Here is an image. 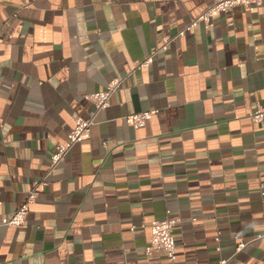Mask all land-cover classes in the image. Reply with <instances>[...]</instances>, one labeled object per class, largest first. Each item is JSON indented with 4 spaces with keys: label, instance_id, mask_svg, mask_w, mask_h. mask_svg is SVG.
<instances>
[{
    "label": "crops",
    "instance_id": "0c3cea01",
    "mask_svg": "<svg viewBox=\"0 0 264 264\" xmlns=\"http://www.w3.org/2000/svg\"><path fill=\"white\" fill-rule=\"evenodd\" d=\"M216 1L0 0V264H168L147 252L165 219L176 264H264V3L187 30Z\"/></svg>",
    "mask_w": 264,
    "mask_h": 264
},
{
    "label": "built area",
    "instance_id": "2783aa9c",
    "mask_svg": "<svg viewBox=\"0 0 264 264\" xmlns=\"http://www.w3.org/2000/svg\"><path fill=\"white\" fill-rule=\"evenodd\" d=\"M264 3V0H217L199 19L192 22L187 30H193L198 24L203 23L209 26L212 18L220 15L223 12L235 7L242 6L247 10H253L257 5ZM182 35V33H181ZM173 39L166 38L161 50H167V46ZM150 62V58L143 63L137 64L136 67L141 68L146 66ZM131 73V72H129ZM122 79L117 78L111 81L105 90L88 96V99L94 105V112L90 115L88 119L77 118L76 126L68 136V141L60 144L55 154L52 158V164L49 170V174L58 167L67 157L73 146L77 143H81L87 139L90 134L91 127L96 123V118L98 114L109 107L111 97L117 92ZM153 112L140 113L131 116L133 124L137 127L144 126L145 123L151 119ZM264 119V110H258L252 115V120L255 123H259ZM47 186L45 179L36 182L32 190L29 193L27 202L21 208H19L13 215L3 220L2 224L8 227H23L25 225V216L28 211V205L32 204L38 194L42 191V188ZM176 225V221L165 219L161 221H154L150 225L151 228V238H150V248L147 252L152 250H157L163 252L167 259L168 264H176L177 262V245L173 237V230ZM242 247V246H240ZM220 264H227L226 261H222Z\"/></svg>",
    "mask_w": 264,
    "mask_h": 264
}]
</instances>
